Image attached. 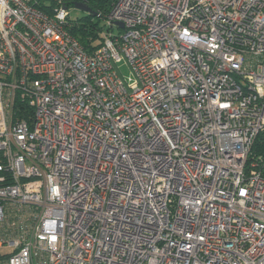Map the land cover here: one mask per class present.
<instances>
[{"label": "built area", "instance_id": "obj_1", "mask_svg": "<svg viewBox=\"0 0 264 264\" xmlns=\"http://www.w3.org/2000/svg\"><path fill=\"white\" fill-rule=\"evenodd\" d=\"M69 17L0 0V264H264V0Z\"/></svg>", "mask_w": 264, "mask_h": 264}, {"label": "trees", "instance_id": "obj_2", "mask_svg": "<svg viewBox=\"0 0 264 264\" xmlns=\"http://www.w3.org/2000/svg\"><path fill=\"white\" fill-rule=\"evenodd\" d=\"M115 0H63L70 9L75 3L88 5L94 14H85L76 19H70L67 26L68 31L79 40L84 49L89 53L94 52L101 45L100 32L104 26L103 19L112 9ZM39 8H42L41 6ZM101 14L99 17L98 15ZM13 121L18 122L21 119H30L32 109L26 100H16L13 105ZM259 157L264 159V130L257 136L253 145L250 160L257 161ZM264 163V162H263Z\"/></svg>", "mask_w": 264, "mask_h": 264}, {"label": "rangeland", "instance_id": "obj_3", "mask_svg": "<svg viewBox=\"0 0 264 264\" xmlns=\"http://www.w3.org/2000/svg\"><path fill=\"white\" fill-rule=\"evenodd\" d=\"M69 10H70V17H69L70 19H76L78 17H82L83 15L87 14L83 11H80V10L74 8V7L70 8ZM122 73L125 77L131 76V70L126 64H123V66H122Z\"/></svg>", "mask_w": 264, "mask_h": 264}, {"label": "water", "instance_id": "obj_4", "mask_svg": "<svg viewBox=\"0 0 264 264\" xmlns=\"http://www.w3.org/2000/svg\"><path fill=\"white\" fill-rule=\"evenodd\" d=\"M74 8L80 10V11H83L87 14H92V15H96L93 13L92 9L86 5V4H83V3H75L74 5ZM121 27L123 26L122 24H119Z\"/></svg>", "mask_w": 264, "mask_h": 264}]
</instances>
